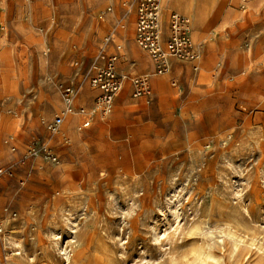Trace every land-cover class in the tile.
I'll return each instance as SVG.
<instances>
[{
    "label": "rangeland",
    "instance_id": "rangeland-1",
    "mask_svg": "<svg viewBox=\"0 0 264 264\" xmlns=\"http://www.w3.org/2000/svg\"><path fill=\"white\" fill-rule=\"evenodd\" d=\"M159 1L162 47L172 15L191 23L162 74L139 0H0V264H264V0ZM108 37L143 96L127 81L104 120L52 136L61 85L95 106Z\"/></svg>",
    "mask_w": 264,
    "mask_h": 264
},
{
    "label": "built area",
    "instance_id": "built-area-1",
    "mask_svg": "<svg viewBox=\"0 0 264 264\" xmlns=\"http://www.w3.org/2000/svg\"><path fill=\"white\" fill-rule=\"evenodd\" d=\"M138 19H137V43L140 48L147 52L152 60L157 65L159 74L165 73L169 67L170 57L184 58L191 56V47L187 36L189 22L177 15H172L170 39L166 47H162V33L160 24L161 7L159 0H139ZM112 37H108L105 41L104 48L101 49L100 55L97 58L95 71L90 78V89L95 91V106L88 110L81 108L77 111L75 101L81 87L71 83L61 85L62 100L64 104L63 111L50 122H42V125L48 132L55 136L60 132L65 120L70 115H78L82 119L80 130L89 128L98 116L104 120L112 113L115 99L123 91L127 81H131L135 86V97L143 96V79H131L128 75L120 74L118 66L122 58V48L114 45ZM150 95V92L147 94ZM13 140V137L11 138ZM43 153L54 163H58V158L55 157L48 149L47 144L41 146ZM16 152V148H12ZM36 147L29 148L26 157H31L35 154ZM0 177H13V172L5 167L0 161ZM15 215V214H12ZM5 233L0 225V237H4Z\"/></svg>",
    "mask_w": 264,
    "mask_h": 264
},
{
    "label": "bare ground",
    "instance_id": "bare-ground-1",
    "mask_svg": "<svg viewBox=\"0 0 264 264\" xmlns=\"http://www.w3.org/2000/svg\"><path fill=\"white\" fill-rule=\"evenodd\" d=\"M183 1V0H182ZM186 1V0H185ZM198 0H196V2H197ZM200 1V0H199ZM178 1H176V3H177ZM180 3V2H179ZM189 3L190 4H194L195 3V1L194 0H192V1H189ZM187 4V3H186ZM197 4H199V3H197ZM200 4H201V2H200ZM199 4V5H200ZM194 7H195V5H193ZM160 7H161V4H160ZM164 7H165V5H164ZM200 7H202L201 5H200ZM170 9H171V7H170ZM203 9V8H202ZM196 10V9H195ZM200 10H201V8H200ZM199 10V11H200ZM201 12V11H200ZM204 13V12H203ZM201 14V13H200ZM198 15L197 13H196V15H195V18H196V21H195V27H197L198 26V24H200V25H206L207 24V19L205 18V16L204 15H206V14H204V15ZM187 18V17H186ZM168 19V18H167ZM188 19V18H187ZM188 22H189V34H190V36H191V23H190V20L188 19L187 20ZM192 23H194V22H192ZM160 24H161V20H160ZM193 28V27H192ZM162 29V28H161ZM198 32H197V30L196 31H194V33H193V40H195L196 42L198 41V38H200V36L198 37V34H197ZM147 62H142L141 63V65L142 66H147ZM208 77V76H207ZM162 80H164V79H162ZM161 81V80H160ZM157 83H158V88H161V86H163L162 84H161V82H158L157 81ZM164 83V82H163ZM162 89V88H161ZM85 96H83V98H84ZM56 100V99H55ZM59 100H58V98H57V102H58ZM55 104H57V103H55ZM79 120V117H77V116H75V115H70L69 117H67V121H66V123H65V125L63 126V130L65 129H67L73 136H76V133L74 132V126H75V124L77 123V121ZM230 235V234H229ZM233 240H236V238L232 235V237H231ZM207 245V244H206ZM239 245H238V243H234V251L235 250H238V247ZM260 246V245H259ZM239 254V253H238ZM14 255H16V256H18V255H21L20 253H17V254H14ZM233 255V254H232ZM203 259V258H202Z\"/></svg>",
    "mask_w": 264,
    "mask_h": 264
}]
</instances>
